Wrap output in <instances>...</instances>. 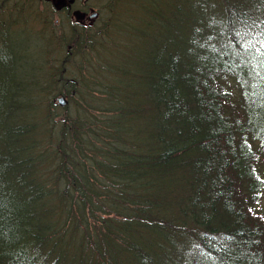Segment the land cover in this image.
Instances as JSON below:
<instances>
[{
  "label": "trees",
  "instance_id": "16d2710c",
  "mask_svg": "<svg viewBox=\"0 0 264 264\" xmlns=\"http://www.w3.org/2000/svg\"><path fill=\"white\" fill-rule=\"evenodd\" d=\"M129 1L127 51L52 32L35 99L0 50V264H264V0Z\"/></svg>",
  "mask_w": 264,
  "mask_h": 264
},
{
  "label": "rangeland",
  "instance_id": "374dc122",
  "mask_svg": "<svg viewBox=\"0 0 264 264\" xmlns=\"http://www.w3.org/2000/svg\"><path fill=\"white\" fill-rule=\"evenodd\" d=\"M43 1L44 0H36L34 2L35 7L33 10L36 12H29V10L26 11V15L24 17L22 15L23 18L21 21H19L16 25L11 26V30L6 37V45H0L2 57L7 60L5 65L11 66L10 68H12V71L15 73V78L7 80L8 77L4 74L1 68L2 78L6 80L5 83L9 87L22 82L26 91L31 94L30 97L32 96V99H35V97L37 98L39 95L36 94L34 90L35 82L38 81V79L42 78L43 80V78H45V75H43L42 71L39 70V66H41L45 60L46 52L48 51L46 45L48 41L50 42L49 38L52 37V32L54 33L56 40L51 45L52 51L49 55L51 65L58 63L57 58L62 55L64 52L63 50H66L63 37L68 33L72 25V20L74 22L77 21L76 24L86 30L96 29L104 24H110V26L115 25L117 27L119 26V29L124 31L123 40L125 42L123 44V48L127 51L129 49V6H134V3L129 0H78L79 6L77 9H82L83 11H76H85L87 14L93 12L98 13L97 18L94 16L91 18L88 17V19H79L77 18L75 12L70 16H63L62 14L57 13V8H54L53 6L50 7ZM140 1L142 4V2L146 3L148 0ZM150 1L154 5H158L159 3L172 0ZM140 3H136L138 11L134 13L136 17L135 20H141L142 17L147 16L145 14L146 10L144 6ZM10 7V5H7L5 8L7 10V8L9 9ZM4 9H0V16L5 13ZM37 15L43 19H38ZM44 20L48 22L46 23L47 26H44ZM3 34L4 36L6 35L5 32ZM2 37L3 35L0 33V38ZM131 64L132 55L129 54V67H131ZM67 78H71V76H68ZM59 92L60 91L58 89L57 91L46 95L44 98L45 104L43 103V105H41V112H43L48 105L51 106L54 104L57 105L55 112L58 115L65 113L64 108L68 106L70 101L69 98L66 96L64 97V95H57ZM5 93L6 92L3 94ZM1 97L2 94L0 93V98ZM61 97L65 98L66 103L62 104L60 102ZM19 113L20 112H18V115ZM2 118L3 117H1L0 114V124Z\"/></svg>",
  "mask_w": 264,
  "mask_h": 264
},
{
  "label": "flooded vegetation",
  "instance_id": "af4514ba",
  "mask_svg": "<svg viewBox=\"0 0 264 264\" xmlns=\"http://www.w3.org/2000/svg\"><path fill=\"white\" fill-rule=\"evenodd\" d=\"M49 1V0H48ZM51 3V0L49 1ZM52 4V3H51ZM78 0H64V4H61V7L63 9V16H70L73 14L74 11L76 10H82V9H77L78 8ZM83 11V10H82ZM85 12V11H84ZM86 13V12H85ZM65 14V15H64ZM84 19H88V17L84 18Z\"/></svg>",
  "mask_w": 264,
  "mask_h": 264
},
{
  "label": "bare ground",
  "instance_id": "6f19581e",
  "mask_svg": "<svg viewBox=\"0 0 264 264\" xmlns=\"http://www.w3.org/2000/svg\"><path fill=\"white\" fill-rule=\"evenodd\" d=\"M50 1V0H49ZM52 3V4H51ZM51 5L54 7V8H57V13H60L62 14L63 13V9L61 7V4H64V0H51ZM67 17V16H66ZM97 18V16H96ZM77 22V21H76ZM76 22H74L73 20L71 21V24L72 25H78L76 24ZM65 97V96H64Z\"/></svg>",
  "mask_w": 264,
  "mask_h": 264
},
{
  "label": "water",
  "instance_id": "95a60500",
  "mask_svg": "<svg viewBox=\"0 0 264 264\" xmlns=\"http://www.w3.org/2000/svg\"><path fill=\"white\" fill-rule=\"evenodd\" d=\"M70 1H73V0H70ZM75 14H76L77 18H79V19H83V18H85V16H86L85 13L80 12V11L75 12ZM97 15H98L97 12H93V13L90 14L89 17L91 18V17L97 16ZM60 102H61L62 104L66 103L65 98H64V97H61V98H60Z\"/></svg>",
  "mask_w": 264,
  "mask_h": 264
}]
</instances>
